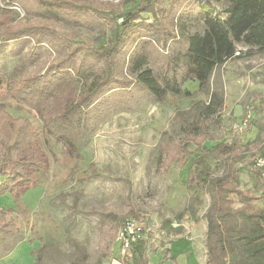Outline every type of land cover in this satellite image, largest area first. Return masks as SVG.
Here are the masks:
<instances>
[{
  "label": "trees",
  "instance_id": "16d2710c",
  "mask_svg": "<svg viewBox=\"0 0 264 264\" xmlns=\"http://www.w3.org/2000/svg\"><path fill=\"white\" fill-rule=\"evenodd\" d=\"M91 1L98 5L81 0H0V53L9 43L23 39L40 43L43 36H56L51 27L55 21L80 25L82 18L96 33L74 47L68 45L58 60L41 69L28 70L31 60L21 57L8 73L0 71V89L34 113L46 136L60 145L63 158L76 161L82 159L81 147L96 118L139 109L143 96L158 105L208 96L207 102L193 103L194 121H185L181 128L186 139L163 144L160 158L167 155L168 162L184 167L193 157L186 185L202 189L208 202L201 217L191 206L188 211L197 225L206 226V264H264V210L254 205L258 200L264 203V192L255 196L240 188L241 174L250 173L260 181L264 169L245 165V153L235 142H219L210 135L219 128L217 117L224 108L222 97L210 91L212 74L231 59L264 55V0H175L166 15L171 19L168 27L162 21L161 0H137L128 10L119 6L130 0ZM52 39L65 45L61 37ZM167 42L180 44L182 50L169 51ZM187 82L196 83V90L186 89ZM247 105L253 115L248 126L256 130L250 148L258 157L264 150V97L253 95ZM42 141L32 122L12 117L0 104V197L16 199L34 188L36 175L47 167ZM207 142L215 144L208 148ZM105 215L108 241L94 264H103L111 255L125 219H137L141 212L132 207L123 216ZM21 216L0 207L2 245L12 248V243L25 239ZM77 216L76 197L61 221L65 235L76 230ZM181 220V214L174 218L179 225ZM172 225L170 220L163 222V230L181 232ZM71 245L75 253L67 263L54 257L55 244L44 241L31 252L33 264H89V254L75 242ZM125 264H150L145 240L131 244V258Z\"/></svg>",
  "mask_w": 264,
  "mask_h": 264
},
{
  "label": "rangeland",
  "instance_id": "374dc122",
  "mask_svg": "<svg viewBox=\"0 0 264 264\" xmlns=\"http://www.w3.org/2000/svg\"><path fill=\"white\" fill-rule=\"evenodd\" d=\"M81 1L98 5L91 0ZM136 1L130 0L119 8L128 10ZM174 1L161 0L165 12L162 21L167 27L171 26V19L166 15ZM143 18L152 20L149 15H143ZM79 20L80 25L51 22L57 34L52 38L61 37L65 45L54 42L49 36L41 37L40 43L26 39L9 43L0 53L1 73H8L21 57L31 60L27 64L28 70L34 67L41 69L58 60L68 45L74 47L79 42L92 39L95 31L83 24L82 18ZM174 20H177L176 15ZM175 28L177 26L173 24L176 31ZM165 48L174 52L182 50V46L175 42H167ZM184 87L195 91L197 84L187 82ZM133 90L137 88L134 86ZM210 91L217 92L224 102V108L217 117L220 126L212 129L210 135L219 142H235L237 149L245 153L244 164L253 167L256 156L252 155L250 147L256 130L243 123L245 120L249 122L248 118L253 116L247 105L252 96L264 97V55L231 59L217 67L212 74ZM140 95L143 96V93ZM141 100L139 109L116 110L96 118L81 147L82 159L76 161L63 158L60 145L46 136L34 113L12 102L0 89V104L9 114L27 118L41 131L42 147L47 158V167L43 173L36 175L34 188L16 199L0 197V207L21 212L25 233V239L12 243V248L0 243V264H33L31 252L44 241L55 244L54 257L67 263L73 259L75 251L71 242H75L89 254V264H94L108 241L105 214L123 216L132 207L141 212L140 217L125 220L143 224L140 239L145 240L150 264H206V226L204 223L197 225L188 211L191 206L201 217L208 202L202 189L186 185L193 157L180 167L176 162H168L167 155L161 160L160 150L171 139H186L181 128L185 121H194L196 111L193 103L207 102L208 96L199 95L193 102L170 99L163 105L155 104L144 96ZM214 144L207 142L206 146L209 148ZM208 162L218 174L214 160L208 157ZM261 180L256 181L250 173L241 174L240 188L259 196ZM76 197L78 226L67 236L61 228V221ZM254 205L264 210L262 200L255 201ZM177 214L182 215L180 225L174 221ZM168 220L172 221L174 230L181 228V232L164 231L163 222ZM103 264H125L119 257L116 239L111 255Z\"/></svg>",
  "mask_w": 264,
  "mask_h": 264
},
{
  "label": "built area",
  "instance_id": "2783aa9c",
  "mask_svg": "<svg viewBox=\"0 0 264 264\" xmlns=\"http://www.w3.org/2000/svg\"><path fill=\"white\" fill-rule=\"evenodd\" d=\"M250 113V112H249ZM249 117V116H248ZM250 119V117L248 118ZM248 121H244V125ZM237 128V126H235ZM254 166L264 169V150L261 155L255 158ZM264 177V174L262 175ZM143 224L135 220H126L123 222L117 233V244L119 248V257L123 261L128 262L131 258V244L141 238L143 233Z\"/></svg>",
  "mask_w": 264,
  "mask_h": 264
},
{
  "label": "crops",
  "instance_id": "0c3cea01",
  "mask_svg": "<svg viewBox=\"0 0 264 264\" xmlns=\"http://www.w3.org/2000/svg\"><path fill=\"white\" fill-rule=\"evenodd\" d=\"M261 190L264 192V178L262 179ZM263 205H264V203H263Z\"/></svg>",
  "mask_w": 264,
  "mask_h": 264
}]
</instances>
